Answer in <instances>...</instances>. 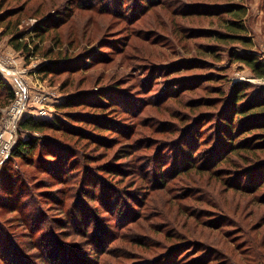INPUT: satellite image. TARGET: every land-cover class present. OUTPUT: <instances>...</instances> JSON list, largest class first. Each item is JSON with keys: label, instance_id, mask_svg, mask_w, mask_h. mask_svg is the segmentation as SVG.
Wrapping results in <instances>:
<instances>
[{"label": "rangeland", "instance_id": "374dc122", "mask_svg": "<svg viewBox=\"0 0 264 264\" xmlns=\"http://www.w3.org/2000/svg\"><path fill=\"white\" fill-rule=\"evenodd\" d=\"M150 1L0 0V61L17 75L0 74L49 95L33 118L97 114L70 124L100 135L20 132L76 153L62 170L39 150L0 167V264H264V151L220 150L216 108L201 104L237 82L264 87L233 57L247 47L264 60V0ZM238 7L253 46L218 40ZM60 58L74 68L40 72ZM76 93L84 105L59 108ZM102 93L103 105L92 98ZM10 103L0 93V121Z\"/></svg>", "mask_w": 264, "mask_h": 264}, {"label": "trees", "instance_id": "16d2710c", "mask_svg": "<svg viewBox=\"0 0 264 264\" xmlns=\"http://www.w3.org/2000/svg\"><path fill=\"white\" fill-rule=\"evenodd\" d=\"M150 0H142L140 7H147L150 5ZM122 5H126L122 3ZM242 7H238L236 10H230V13L235 19L229 20L227 22L226 34H221L218 40L227 42L241 43L244 46H253L252 40L244 36L242 33H246V27L242 23V19H238L242 12ZM64 13L55 16L53 19L50 18L48 21L40 22L35 30L34 37L38 38L40 41L53 29H57L62 21L64 20ZM61 21V22H60ZM16 49L30 51L26 44L19 42V36L13 39ZM245 49L242 52H237L233 54L234 60L236 62L244 63L250 68L253 73V77L257 79H264V60L261 59L259 53L255 50ZM74 68L73 60L60 58L52 59L49 64L40 69V72L45 73V75H55L60 74L64 71H69ZM8 78H4L0 74V93L6 96L8 103L14 99V91L12 86L8 82ZM217 97L212 99L202 100V105H208V107L216 108V112L213 116V121H215L216 132L220 135L223 142L218 145L220 150L225 148H230L228 154H233L238 151H253L254 153L264 151V87L256 86L250 82H237L232 84L228 89L220 88L216 92ZM83 93H76L69 95L67 100L59 108L65 110L76 109L84 105ZM87 96V100L96 99L103 105L106 103L107 96L102 94L95 95L92 98ZM66 119L57 118L56 122H50L47 120H40L38 118L29 117L23 120L21 123V132L34 133L43 132L45 130H56L59 132H70L77 133L76 135H89L90 137L99 138L100 135L95 133H90L81 128H75L70 123L80 122L81 118H85L83 121L90 117L98 119L97 114H80L79 112H67L65 113ZM91 118V119H94ZM82 121V122H83ZM109 121V120H108ZM112 122V121H111ZM104 122L95 120V129L111 131L113 125L108 122V126ZM213 125V124H212ZM75 130V131H74ZM186 147L190 149V142L186 140ZM37 150L45 151L51 157L53 161L52 166L57 167V169L62 170V164L66 163L70 156V151L76 153L74 148L66 146L63 141H57L50 138L47 135H43L40 138H35L34 136L28 139H22L17 142L10 159H15L17 157H25L26 159H31V156ZM73 160H71L72 162ZM70 162V163H71ZM6 163V162H5ZM4 163V164H5ZM69 165V163L67 164ZM55 169V170H57ZM264 187V180L256 185L254 191L261 190ZM245 190L253 189L252 186L242 187ZM4 264H14L10 263L7 258L2 260ZM59 263V262H57Z\"/></svg>", "mask_w": 264, "mask_h": 264}, {"label": "built area", "instance_id": "2783aa9c", "mask_svg": "<svg viewBox=\"0 0 264 264\" xmlns=\"http://www.w3.org/2000/svg\"><path fill=\"white\" fill-rule=\"evenodd\" d=\"M12 60L4 59L0 61V71L10 78V75H17L12 72ZM15 71V70H14ZM28 73L22 71L20 75ZM11 80L14 91V99L3 112L0 121V167L9 159L19 139L21 123L26 117L45 114V104L49 99L46 92L38 91L25 80L19 77L15 82Z\"/></svg>", "mask_w": 264, "mask_h": 264}]
</instances>
